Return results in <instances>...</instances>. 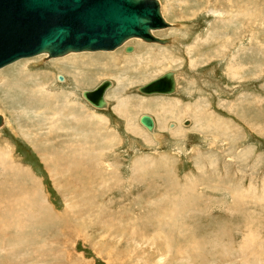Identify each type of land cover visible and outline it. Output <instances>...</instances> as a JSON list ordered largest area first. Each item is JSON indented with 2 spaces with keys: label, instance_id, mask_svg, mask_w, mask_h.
<instances>
[{
  "label": "rangeland",
  "instance_id": "rangeland-1",
  "mask_svg": "<svg viewBox=\"0 0 264 264\" xmlns=\"http://www.w3.org/2000/svg\"><path fill=\"white\" fill-rule=\"evenodd\" d=\"M159 1L169 44L0 70V264H264V0ZM170 71L175 94L137 91ZM39 74L80 125L29 99ZM105 80L99 112L82 92Z\"/></svg>",
  "mask_w": 264,
  "mask_h": 264
},
{
  "label": "water",
  "instance_id": "water-1",
  "mask_svg": "<svg viewBox=\"0 0 264 264\" xmlns=\"http://www.w3.org/2000/svg\"><path fill=\"white\" fill-rule=\"evenodd\" d=\"M170 27L159 0H0V69L42 54L52 59L76 52L113 51L133 38L166 45L171 40L157 38L152 31ZM126 52L134 48L127 47ZM176 74L167 72L138 91L173 95ZM111 85L105 80L82 96L96 109H106L105 95ZM140 122L154 131L151 116L143 115ZM3 125L0 114V128Z\"/></svg>",
  "mask_w": 264,
  "mask_h": 264
},
{
  "label": "bare ground",
  "instance_id": "bare-ground-1",
  "mask_svg": "<svg viewBox=\"0 0 264 264\" xmlns=\"http://www.w3.org/2000/svg\"><path fill=\"white\" fill-rule=\"evenodd\" d=\"M161 13H162V5H161ZM162 15H163V13H162ZM164 17V16H163ZM165 19V18H164ZM169 23V22H168ZM170 24V23H169ZM171 25V27L170 28H173V24H170ZM170 28H166V29H170ZM166 29H161V30H153L152 31V34L154 35V32H157V31H162V30H166ZM155 36V35H154ZM156 37V36H155ZM134 39H139V38H133V39H130V40H134ZM130 40H128L127 42H129ZM140 40H142V39H140ZM143 41V40H142ZM126 42V43H127ZM145 42V41H144ZM126 43H124L122 46H120V47H118L117 49H115V50H113V51H116V50H118V49H120L121 47H124L125 45H126ZM145 43H148V42H145ZM148 44H156V43H148ZM128 47H131V46H128ZM127 48V47H126ZM126 48H125V52H126ZM113 51H97V52H113ZM76 53H78V54H81V53H95V52H91V51H86V52H76ZM75 53V54H76ZM70 54H73V53H70ZM133 54V53H132ZM132 54H128V55H132ZM42 55H46V57L48 58V54H42ZM69 55V54H68ZM126 55H127V53H126ZM137 54H135V55H133V56H127V58H133L134 56H136ZM39 56V55H38ZM67 56V55H66ZM117 55H108V56H103V57H108V58H110V59H112V60H114L115 59V57H116ZM36 57V56H35ZM44 57V56H43ZM63 57H65V56H63ZM103 57H99V58H103ZM33 58V57H32ZM59 58H62V57H59ZM82 58H84V57H71V59H67L66 61H62L61 63H63V64H69V65H76V64H78L80 61H81V59ZM90 58V57H89ZM107 58V59H108ZM118 58H119V55H118ZM27 59V58H26ZM52 59H56V58H52ZM21 60H23V59H21ZM151 60V59H150ZM20 61V60H19ZM119 61V60H118ZM147 61V60H146ZM18 62V61H17ZM16 63V62H15ZM14 64V63H13ZM12 65V64H11ZM62 65V64H61ZM117 64H115V66H116ZM7 67V66H6ZM147 67V66H146ZM5 68V67H4ZM1 69H3V68H1ZM0 69V70H1ZM80 73H81V71H80ZM81 75V74H80ZM60 76H62V75H58L57 77H56V80L57 81H59V83H67V84H69V81L64 77V76H62L63 77V80L61 81L60 80ZM177 74H176V82H177ZM234 76V75H233ZM158 79V78H157ZM157 79H155V80H157ZM33 84H34V87H33V89H32V91H31V97H29V99L32 101V102H34V103H37V104H39V105H45V106H52V105H55V108H56V110H58V109H60L61 107H64V108H70V114L73 116V121H74V123H73V126L74 127H77L78 125H80L81 124V118H79L78 116H76L75 115V113H77L79 110H77L76 109V107H81V104H78L77 102H75V100H76V94H74V95H72V96H69V95H67V94H65V93H61L62 95H54V96H52V94L53 93H55V92H53L51 89H50V84H48V82H46V77L45 76H43V75H36V76H34V77H32L31 78V80H30ZM78 81V80H77ZM110 81V80H109ZM154 81V80H153ZM152 82V81H151ZM50 83V82H49ZM112 83V82H111ZM150 83V82H149ZM57 84V83H56ZM66 84V85H67ZM146 85V84H145ZM113 86H114V83H112V85H111V87L110 88H108L107 89V91H106V95H105V98H106V96H107V93H108V91L110 90V89H112L113 88ZM97 88V87H96ZM138 91V90H137ZM69 94V93H68ZM138 94V93H137ZM140 95V94H139ZM154 95H156V94H154ZM157 95H160V94H157ZM144 96H146V97H150V96H152V95H144ZM169 96V95H168ZM84 98V97H83ZM85 99V98H84ZM106 100H107V98H106ZM77 101V100H76ZM79 101V100H78ZM85 102H87L93 109H95L96 111H99L100 112V110L101 109H96L95 107H93L86 99L84 100ZM126 102H127V100H126ZM164 102V101H163ZM167 102V101H166ZM131 104V103H130ZM34 105V104H33ZM109 105H110V103H108V107H109ZM122 105H124V106H126V105H128L127 103H122ZM167 105H168V108L167 109H165L164 111H166V114H172V113H174L176 110H178V111H180L181 113L183 112L181 109H180V107H179V105L176 103V105L175 104H173L172 102H169V104L167 103ZM126 107H128V106H126ZM179 107V108H178ZM46 110V109H45ZM51 110L52 111H50V110H48V111H50L51 113H49L47 110L46 111H44L43 113H47V114H50L51 116H50V121L52 120V124H56V125H58L59 126V124H62L63 125V119H64V116L62 115V112L61 111H59V112H57V111H53V108H51ZM64 110V109H63ZM83 111H85V109H82ZM148 110H150L147 106H143L142 105V107L140 108V111H148ZM162 111V110H161ZM41 112V111H40ZM80 113H81V110L79 111ZM4 117V116H3ZM152 117V116H151ZM153 118V117H152ZM80 120V121H79ZM140 120H141V118H140ZM153 120H154V118H153ZM72 121V120H71ZM154 122H155V120H154ZM141 124V123H140ZM4 125H5V117H4ZM142 125V124H141ZM52 126V125H51ZM58 126H57V128H58ZM143 126V125H142ZM53 127H55V125H53ZM144 127V126H143ZM170 128H173V129H175L176 128V126L174 125V124H171L170 126H169ZM144 128H146V127H144ZM155 128H156V124H155ZM147 129V128H146ZM148 130V129H147ZM154 131H155V129H154ZM154 131L153 132H150L149 130H148V132L149 133H151V134H153L154 135V137L157 139V140H160V138H161V136L157 133H154Z\"/></svg>",
  "mask_w": 264,
  "mask_h": 264
},
{
  "label": "flooded vegetation",
  "instance_id": "flooded-vegetation-1",
  "mask_svg": "<svg viewBox=\"0 0 264 264\" xmlns=\"http://www.w3.org/2000/svg\"><path fill=\"white\" fill-rule=\"evenodd\" d=\"M178 87H179V82H178V76H177V91H178ZM175 125V124H174ZM176 126V125H175Z\"/></svg>",
  "mask_w": 264,
  "mask_h": 264
}]
</instances>
